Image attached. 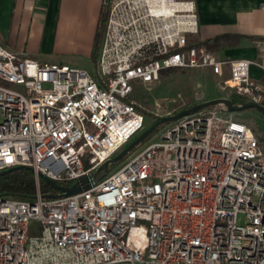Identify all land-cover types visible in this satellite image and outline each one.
<instances>
[{
    "label": "built area",
    "instance_id": "2783aa9c",
    "mask_svg": "<svg viewBox=\"0 0 264 264\" xmlns=\"http://www.w3.org/2000/svg\"><path fill=\"white\" fill-rule=\"evenodd\" d=\"M100 9L91 73L0 45V171L30 168L34 183L30 199L0 196V264H264V154L221 106L163 124L118 167L98 170L142 129L135 82L208 73L221 98L263 105L264 85L248 71L264 73V49L259 61L216 58L192 40L191 0ZM204 84L193 85L194 105L206 101ZM40 176L89 186L44 198Z\"/></svg>",
    "mask_w": 264,
    "mask_h": 264
},
{
    "label": "crops",
    "instance_id": "0c3cea01",
    "mask_svg": "<svg viewBox=\"0 0 264 264\" xmlns=\"http://www.w3.org/2000/svg\"><path fill=\"white\" fill-rule=\"evenodd\" d=\"M191 1L198 23L192 40L243 36L206 50L221 60L259 61L264 49V0ZM99 13L100 0H0V45L37 62L70 63L74 57L91 61ZM248 73L264 85L258 67L250 66Z\"/></svg>",
    "mask_w": 264,
    "mask_h": 264
},
{
    "label": "rangeland",
    "instance_id": "374dc122",
    "mask_svg": "<svg viewBox=\"0 0 264 264\" xmlns=\"http://www.w3.org/2000/svg\"><path fill=\"white\" fill-rule=\"evenodd\" d=\"M70 61V63H62L61 65L69 68L84 70L87 73L92 72V61L76 57L71 58ZM191 76V70H170L161 73L158 80L152 85L144 86L139 82L134 83L132 98L135 102L136 108L141 111V114L144 117L142 129L136 136H134V138L146 130L158 118L173 115L194 105L192 89L197 80H199L200 83H205L202 95L204 100L207 101L214 98L225 97V95L217 91L216 84L218 81L214 79L212 75L206 73L204 74V77L199 79L198 77ZM232 117L246 124L251 129V131L256 135L264 154V118L262 115L252 109H248L232 113ZM162 126L163 125L159 126L155 131H153V133H151L141 143L136 145L122 159L110 165L109 170L115 169L127 156L139 151L144 144L151 140L154 132H158ZM134 138H132L129 142H131Z\"/></svg>",
    "mask_w": 264,
    "mask_h": 264
},
{
    "label": "water",
    "instance_id": "95a60500",
    "mask_svg": "<svg viewBox=\"0 0 264 264\" xmlns=\"http://www.w3.org/2000/svg\"><path fill=\"white\" fill-rule=\"evenodd\" d=\"M217 105L221 106L223 109H225L229 113H236V112H240L243 110L252 109V110L258 112L259 114H261L262 117L264 118V106L263 105H257V104L251 103V102H246V103H242L240 105H235V104H232L231 100H229L227 98H215V99L207 100L203 103H199V104L187 107L186 109H183V110H181V111H179L173 115L158 118L152 125H150L146 130L141 132L137 137H135L131 142H129L123 149H121L114 157H112L108 161L104 162L99 167L98 170H100V169L105 170L108 164L115 163V162L119 161L120 159H122L127 153H129L136 145H138L144 139H146L159 126H161L165 123H168V122L175 121L176 119H178L180 117L189 115V114L196 112L200 109L210 107V106H217ZM21 168H23V166H16V167H12V168L2 170V171H0V176H3L5 174H8V173L15 171V170H19ZM24 168L31 171L30 168H27V167H24ZM40 180L44 184L48 185L49 187H51L53 190L56 191L55 194L48 197L49 199H54V198L62 197V196H71V195L79 193L81 190H86L89 186L87 183V179H85V178H81L78 182H74L72 185H70L68 187L60 186V185L56 184L55 182H53V181H51L48 178L43 177V176H40Z\"/></svg>",
    "mask_w": 264,
    "mask_h": 264
},
{
    "label": "trees",
    "instance_id": "16d2710c",
    "mask_svg": "<svg viewBox=\"0 0 264 264\" xmlns=\"http://www.w3.org/2000/svg\"><path fill=\"white\" fill-rule=\"evenodd\" d=\"M100 28H101V19L100 16H98L97 28L93 40V52L90 57L91 60L93 59L94 52L98 44ZM240 38H246V37L219 35L212 39L204 40L198 44L204 46L206 49H211L219 45L223 41L229 39H240ZM232 103L241 104L242 102L233 99ZM58 185L66 187L68 183H58ZM38 189L40 195L44 198H48L49 196L56 193L55 190H53L48 185L44 184L42 181H39ZM0 196H4L7 198L21 199V200L32 198L34 196V183H33L32 172L23 167L19 170H15L8 174L0 176ZM28 234L29 235L33 234L31 228L29 229Z\"/></svg>",
    "mask_w": 264,
    "mask_h": 264
}]
</instances>
